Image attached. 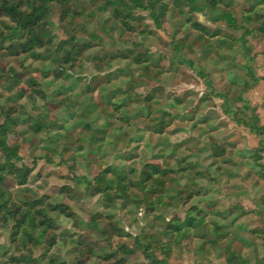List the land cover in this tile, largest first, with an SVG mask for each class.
<instances>
[{
  "label": "rangeland",
  "instance_id": "rangeland-1",
  "mask_svg": "<svg viewBox=\"0 0 264 264\" xmlns=\"http://www.w3.org/2000/svg\"><path fill=\"white\" fill-rule=\"evenodd\" d=\"M207 2L210 7H215L223 0H207ZM156 3H159V0H152V5L149 7H154ZM255 6L256 0H248V6L242 8V13L253 12ZM135 9L141 11L137 13ZM163 10L162 8L161 14ZM197 10L196 5L193 4L192 11ZM145 13L150 22L145 23L144 27L137 31L134 25L145 21ZM102 14L107 15L97 23L98 16ZM256 18L259 19V17ZM161 23L155 12H149L144 7V0H0V116L3 117V122H0V147L23 158L25 154L31 155L45 141L51 142L52 137L49 133H55L58 140L64 141L60 148L63 154H68L73 150L80 151L81 149L76 145L85 134L91 133L89 135L90 144L102 143V140L97 138L93 125L98 123L101 118L100 113L112 101L107 95H99L94 85L99 80H103L106 84H114L121 81L125 75L134 73L143 75L152 72L154 80L159 79L163 82L157 83L144 95L143 102L146 106L143 108L136 107L137 102L132 98V93L142 86L144 81L137 77L128 79L123 88L116 84L114 91L117 95H124L125 92L129 95L128 101L122 102L116 109H113L117 111L123 108L124 115L113 120L109 114L103 125L105 131L114 126L118 131L119 125L129 126L132 121H158V123H140L137 126V131L145 133L155 131L156 136L137 138L133 145L134 150L141 145L148 147L146 141L150 142L153 139L156 141L153 147H157L160 136L167 129L169 142L174 147L168 160L173 162V156L181 147L187 151V145L198 140L195 135H187L188 132H194L197 127L192 123L195 118L192 113L196 109H189L187 114L180 115L179 122H177V115L165 110V107L179 108L184 105L185 101L197 96L199 100L196 104L198 106L211 104L209 111L213 112L217 118L223 117L221 124L227 127V110L222 105L212 103L213 98L209 95V89L214 83H223L225 80L228 85L243 87V93L236 99L238 102L243 101L246 107L251 106L259 122L258 108L251 105V98L256 95L259 98L263 96L264 99V24H260L255 29V35L251 41H248L247 32L244 36H240L235 31L232 18L225 13H219L217 18L209 23H205L203 18H198L192 24L197 35L189 39L186 34L179 42L172 45L170 51L161 52L159 55L155 54L158 51L155 45L142 51H136L135 41L131 48H113L114 41L124 43L133 34L140 37H151L155 35L156 29L162 32ZM48 24L56 27L57 31L55 33L46 31L45 26ZM73 25L75 27L72 28L71 33L65 30L66 27ZM89 25H93L91 31H87ZM85 32H87L86 35H84ZM175 35L178 33L173 31V36ZM205 36L209 41L214 40L215 48L212 43H200ZM56 37L59 39L55 48L46 47V45H51ZM8 41H13V43L9 44ZM237 43L242 45L243 55L236 52L234 46ZM129 64L132 67H129ZM85 71L89 72L90 79L83 75ZM99 72L104 75L98 77ZM49 76H52L53 80L50 81ZM86 79L88 83L85 84ZM241 81H243L242 85H240ZM54 82L59 83L53 91L49 92L48 89L53 88ZM78 88L80 91H77ZM167 101H171V104H167ZM81 107H83V111L79 112L81 119L66 130L65 126L69 121H77L78 110ZM129 109H132L131 115H129ZM61 111L64 112L63 116L59 115ZM154 113L158 115L154 117ZM93 114H96L94 119L83 118L85 115L91 117ZM206 117L207 114L198 121L201 126L207 123ZM186 125L189 127H185ZM234 146V144L229 145V147ZM203 151L204 149H197V154H202ZM244 152H253V149L246 145ZM226 153L227 149L224 148L213 151L211 157H204L206 168H215L219 172L220 166L227 165L229 162L227 158L222 159ZM253 155L257 161L260 159L257 153L253 152ZM187 158L185 156L178 162H173L177 164L176 173L191 172L193 168L199 167V162L196 161L185 164L184 161ZM70 159L74 160L75 157H70ZM149 159L152 163L145 164L142 173L144 179L141 184L150 181L152 173H159L161 176L173 174L172 167L164 168V160L159 153ZM48 163L50 161L46 160L45 164ZM256 167L262 166L257 164ZM2 170L0 168V171ZM29 171L31 169H26L24 179L19 176L15 179L0 177V249H3L0 252V260L7 257L5 264H39L44 260H47V264H57L59 257L56 254L50 257L49 252L56 245L57 234L61 237L67 235L66 231L59 232L60 227L63 226L64 221L68 222L67 226L75 227L80 220H83L85 224L94 228L106 221V225L100 229V235L107 237L117 245L113 251L97 257L100 264H108V262L129 264V258L134 255L129 245L138 246L140 240L133 237L130 225L125 223L123 227L120 226V219H123V215L119 219L117 217L118 214L127 215L125 210H130V206L139 203L135 199V192L120 190L119 195L113 197L111 185L105 183L104 172H101L94 178L95 184L88 187V199L80 203L79 207L73 205L71 196L66 200L49 203L55 196L71 191L67 185L55 184H52L49 189L51 194L43 193L38 198L25 200L19 206L9 207L11 195H8L7 199L4 198L5 195L16 183H27ZM65 174V172L56 173L55 178L61 179ZM253 174L254 169H249L244 175V180L251 181V188L254 189L260 187L261 180H264V167L261 172L255 173V179H253ZM13 175L14 172L10 169L9 176ZM196 175L201 174L197 172ZM53 176V170L45 171L44 165H41L40 170L35 173L33 183L42 177L51 180ZM120 179L122 183L123 178ZM211 182L210 179L208 183ZM166 184L167 182L161 179L156 182L155 187L144 193L150 203L143 213H139L142 217L155 213V205L162 203L166 196L169 200L172 199L168 196ZM129 187L134 188L136 185H129ZM190 187L189 184H185L176 192L177 197L186 196L185 211L183 213L173 212L163 225L164 233L168 235L173 245L179 243L183 249L202 250L205 240L209 243L227 241L233 225L240 222L241 227L236 231L246 229L247 237L254 238L251 239V245H256L254 251L264 248V223L256 219H246L251 216L252 209L240 202L234 203L223 212L217 210L228 198L230 190H224V199L217 198L203 203V206H198L199 201L197 204L188 203L192 195H200L203 191V194L207 196L211 190L204 191L201 188L195 193H189ZM239 187L248 190V184L239 185ZM27 191L29 189H25V192ZM105 193L109 195L104 196ZM219 194L220 190H217V195ZM93 198H96L95 201L90 203ZM102 199L107 202L102 203ZM116 201H120L117 211H108L107 209ZM252 202L264 204V195L260 196L259 200L253 197ZM45 207L48 212H59L63 221L57 223L59 217L48 216L43 211ZM25 208L27 211L23 210ZM240 209L243 210L236 215ZM209 216L219 217L221 221H228L231 217V222L216 223L215 219L209 220ZM10 219L14 223L9 228ZM160 219L159 215L154 217L157 222ZM204 221H207L204 227L211 225V232L216 234L212 240H209V232L199 235L195 232ZM25 225H30L33 232L36 229H43L40 233L41 238L47 236V239L43 240L46 245L44 251L36 259H33L29 246H35L40 241L29 232L22 233L23 239L16 250L19 251L22 247L25 251L20 255L9 256V250L4 247L5 239L9 244L16 243V237L21 234ZM143 227L145 226L141 225V228ZM184 229L193 231L189 233ZM5 232H7V237H5ZM121 236L124 239H121ZM89 239L91 237L88 234L82 233L77 238L78 247H83L85 241ZM249 239L241 240L240 243L245 247L251 246ZM236 240L237 237L233 236L231 241L225 243L223 251L214 256V260L223 261V264H249L247 257L242 255L243 249H240V254H238L232 248L231 245L236 243ZM90 253L91 249H89ZM163 255V260H152L151 264H187L190 259L186 251L180 250L173 252L170 249ZM147 259L148 257L145 256V260ZM60 264L64 262L61 261ZM75 264H85V260L77 259ZM134 264H143V262L136 260ZM191 264H197V261L191 259ZM209 264H212V261H209ZM256 264H260V261L257 260Z\"/></svg>",
  "mask_w": 264,
  "mask_h": 264
},
{
  "label": "clouds",
  "instance_id": "clouds-1",
  "mask_svg": "<svg viewBox=\"0 0 264 264\" xmlns=\"http://www.w3.org/2000/svg\"><path fill=\"white\" fill-rule=\"evenodd\" d=\"M193 4H195L198 9L195 12L192 11ZM150 5H152V0H144V7L147 8L149 12H155L156 15L159 16L163 31L161 32L160 29H156L155 35L151 37H140L133 34V36L124 43L114 41V49L131 48L133 47V41H135L136 51H142L151 45H155L158 49L155 54L159 55L161 52L170 51L172 45L179 42L181 37H184L186 34H188L189 39L197 35L192 24L197 21L198 18H203L205 23H209L211 20L216 19L219 13H225L232 18L235 23V31L240 36H244L245 32H247L248 35L246 39L248 41H251L255 35V29L260 24H264V0H256V6L251 13H242V8L248 6V0H223V2L217 3L215 7H210L207 0H159V3H156L154 7H149ZM162 8L164 10L161 14ZM135 11L139 13L141 10L135 9ZM106 15L107 14H102L98 16L97 23L105 18ZM256 17H259V19ZM148 22L150 21L147 13H145V21L141 24L134 25V27L139 31L144 27L145 23ZM73 27H75V25L68 26L65 30L71 33ZM92 28L93 25H89L87 31H91ZM45 30L51 33L57 31L56 27L52 24L46 25ZM173 31H176L178 35L173 36ZM165 33H167V35H165ZM86 34L87 32L84 33V35ZM161 37H163V39H161ZM58 39L59 37H56L52 40V44L46 45V47L54 49ZM205 42L212 43L214 48L216 47L214 40L209 41L207 36H205L200 43L205 44ZM7 43L10 44L13 43V41H8ZM234 47L238 54L243 55L241 44L237 43ZM41 51H43V49H41ZM129 67H132V65L129 64ZM83 75L89 79L91 78L88 71H85ZM97 75L98 77L103 76L104 73L99 72ZM137 77H139V80L144 81V83L132 93V98L137 102L136 107L143 108L146 106L143 102L144 95L155 87L157 83L163 82L159 79L154 80L152 72L143 75L140 73L125 75L121 81H117L114 84H106L103 80H99V82L94 85L99 95H107L112 101L111 104L106 105L100 113L101 118L98 123L93 125V130L97 138L102 140V143L90 144L89 135H91V133L85 134L76 145V147L81 149L80 151L77 152L73 150L68 154H63L60 148L64 141L58 140L55 133H49L52 137L51 142L45 141V143L41 144L31 155L25 154L23 158L12 153L10 150H5V148L0 147V168L3 169L0 171V177L15 179L16 176H19L21 179H24L26 169H31L27 174V183H16L5 195V199L8 198V195H11L9 207L19 206L29 198L35 199L43 193H49L52 184L67 185L71 191L64 195L55 196L49 203L66 200L71 196L73 205L79 207L80 203L88 199L87 190L89 185H94V178L101 172H104L105 183L111 185V195L113 197L119 195L120 190H127L130 193L135 192V199L139 201L137 205L130 206V210H125L127 215L118 214L117 217L119 219V217L123 215V219H120V226L123 227L125 223L130 225L133 237L140 240L138 246L129 245L130 250L134 253V255L129 258V264H134L136 260L143 262V264H151L152 260H163V254L169 252L170 249L173 252L177 250L186 251L190 258L187 264H191V259H195L197 264H209V261H212V264H223V261L214 260V256L223 251L225 243L231 241L233 236H236L237 240L236 243L231 245L232 248L236 250L238 254H240V249H243L242 255L247 257L249 264H256L257 260L260 261V264H264V248L254 251L256 245H251V239L254 238L249 239L247 237L246 229L240 232L236 231L237 228L241 227L240 222L233 225L227 241L209 243L208 240H205L203 242L204 249H196L195 251L192 249H183L179 243L173 245L168 235L164 233L163 228L164 223L173 212L183 213L185 211L187 207V204H185L186 196H176V192L183 188L185 184L191 186L188 189L189 193H195V191L201 188H203L204 191L211 190L207 196L203 194V191H201L200 195L193 194L192 199L188 201L190 204H197L199 201L200 204L198 206H203V203H207L210 200H215L217 198L224 199V190L228 189L230 190L228 198L225 199L224 203L217 209L218 211L223 212L234 203L243 202L247 208L253 210L251 216L246 217V219H256L264 223V204L252 202L253 197L259 200L260 196L264 195V180H261L260 187L254 189L251 188V181L244 180V175L249 169H254L253 179H255V173L261 172L262 167H264V110L259 112V122H257V114L253 112L252 107H246L243 101L238 102L236 99L238 95L243 93V87L228 85L227 80L223 83H214L213 87L209 89V95L213 98L212 103L222 105L227 110V127L221 124V119L223 117L217 118L213 112L209 111L211 104L199 106L196 104V101L199 100L198 96L192 100L185 101L184 105H181L179 108L176 106H172L171 108L165 107V110L171 111L177 115V122H179L180 115L187 114L189 109H196V111L192 113L195 117L192 123L196 124L197 127L194 132H188L187 135H195L198 137V140H194L191 144L187 145V151L184 147L179 148L173 156V162H178L182 157L187 156L188 158L184 161L185 164L190 161H196L199 162V167L193 168L191 172L176 173L175 168L177 164L168 160L169 155L174 151V147L173 144L169 142L170 137H168L167 129L165 133L160 136L159 145L157 147H153L156 143L155 139H153L150 142L146 141L148 147H143V145H141L139 148L133 149V145L136 143L137 138L149 135L153 137L156 136L155 131L148 133L137 131V126L140 123H158V121H132L129 126L119 125L118 131L116 126L106 131L103 128L109 114H111L113 120L124 115L123 108L117 111L113 109H116L118 105L129 99L127 92H125L124 95H117L115 93L114 88L116 84H119L120 87L123 88L128 79H135ZM48 79L51 81L53 77L49 76ZM58 83L59 82H54L53 88H49L48 91H53ZM84 83H88V80L86 79ZM242 84L243 81L240 82V85ZM81 87H83V85H81ZM77 91H80V88H78ZM89 102L91 101L89 100ZM166 103L171 104V101H167ZM29 107H31V105H29ZM161 107H164V105H161ZM80 111H83V107L78 110L77 121H69L65 126L66 130L71 127L73 123L81 119L79 116ZM131 113L132 109H129V115H131ZM205 114H207V123L201 126L198 121L201 117H205ZM59 115L63 116L64 112L61 111ZM95 115L96 114H93L91 117L85 115L83 118L90 120L94 119ZM156 115H158V113H154V117ZM0 122H3L2 116H0ZM185 127H189V125ZM101 133H103V135H101ZM73 139H75V137H73ZM230 144H234L235 146L229 147ZM246 145L252 148L254 153L259 155L260 159L258 161L255 159L253 152H244ZM224 148L227 149V153L222 159L227 158L229 161L228 164L221 165L219 172H217L215 168H206L204 157H211L213 151ZM197 149H204V151L202 154L198 155ZM156 153H159L160 157L164 160V168L172 167L174 172L169 176H161L159 173H152V179L141 184V181L144 179L142 175L144 166L145 164L150 165L152 163L149 157ZM70 157H75V159H70ZM46 160L50 161V163L45 164ZM58 162H60L59 167ZM257 164L262 167H256ZM41 165H44L45 171L49 169L53 170L54 176L51 180L42 177L41 179H36L33 183L35 173L40 170ZM10 169L14 172L13 176H9ZM105 169H107L106 172ZM59 172H65L66 174L63 178L56 179L55 174ZM197 172H200L201 175L197 176ZM181 176L184 178L181 179ZM120 178H123L122 183ZM161 179L167 182L166 187L168 196H171L172 199L169 200L166 196L162 203L155 205V213L142 217L139 213H143L144 209L147 208L150 203L144 196V193L150 188L155 187L156 182ZM210 179L212 182L208 183ZM226 181L227 183H225ZM243 184H248L247 191L243 187H239V185ZM129 185H136V187L130 188ZM25 189H29V191L25 192ZM217 190H220L219 196L217 195ZM108 195L109 193L104 194V196ZM95 199L96 198H93L90 203H93ZM101 202L106 203L107 201L102 199ZM119 203L120 201L114 202L107 210L117 211ZM23 210L27 211L26 208ZM242 210L243 209L238 210L236 215ZM43 211L48 216L59 217L57 223L63 221V217L60 216L59 212H48L46 207ZM157 215L161 217L158 222L154 220V217ZM208 219H215L216 223L220 224L231 222V217L228 221H221L219 217L213 216H209ZM133 221H136V223H133ZM13 223L14 221L10 219L8 221V227L10 228ZM106 223V221L102 222L94 228L85 224L83 220H80L75 227H70L67 226L68 222L64 221L59 232L66 231L67 235L61 237L57 234L58 238L56 245L49 252V256L51 257L52 254H56L59 257L57 264H60L61 261H63L64 264H75L77 259H84L85 264H100L97 257L104 253L111 252L117 247V245L113 244L107 237L100 235V229L104 227ZM205 224H207V221H204L203 224L195 230L196 234L199 235L203 232H209V240L214 239L216 234L211 232V225L204 227ZM141 225L145 227L141 228ZM25 231L31 233L40 241V243L35 246H29L33 259H36L40 256L41 252L44 251L46 246L43 240H46L47 236L43 238L40 236L43 229H36L33 232L30 225H25L21 234L16 237V243L9 244L7 239H5L4 247L9 250V256H18L24 252L25 249L22 247L19 251L16 249L20 245L23 239L22 233ZM184 231L191 233L193 230L184 229ZM82 233L88 234L91 239L85 241L83 247H78L77 238ZM145 234H147V236H145ZM5 237H7V232H5ZM120 238L124 239L123 236ZM244 239H249V244L251 246L245 247L241 244L240 241ZM89 249H91L90 254ZM2 251L3 249H0V252ZM209 253H211V255H209ZM145 256L148 257L147 260H145ZM6 261L7 257H4L3 260H0V264H5ZM39 264H47V260L39 262ZM108 264H111V262H108Z\"/></svg>",
  "mask_w": 264,
  "mask_h": 264
},
{
  "label": "crops",
  "instance_id": "crops-1",
  "mask_svg": "<svg viewBox=\"0 0 264 264\" xmlns=\"http://www.w3.org/2000/svg\"><path fill=\"white\" fill-rule=\"evenodd\" d=\"M251 100H252L251 105L258 108V113L260 111L264 110V99H263V96H261L259 98V96L254 95L251 98Z\"/></svg>",
  "mask_w": 264,
  "mask_h": 264
},
{
  "label": "trees",
  "instance_id": "trees-1",
  "mask_svg": "<svg viewBox=\"0 0 264 264\" xmlns=\"http://www.w3.org/2000/svg\"><path fill=\"white\" fill-rule=\"evenodd\" d=\"M7 10H8V9L6 8V11H7ZM6 11H5V12H6Z\"/></svg>",
  "mask_w": 264,
  "mask_h": 264
}]
</instances>
